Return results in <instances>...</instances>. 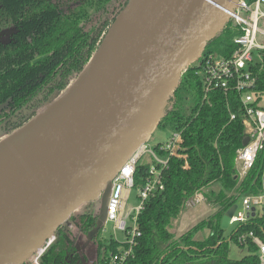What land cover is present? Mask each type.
I'll list each match as a JSON object with an SVG mask.
<instances>
[{
    "label": "trees",
    "instance_id": "obj_1",
    "mask_svg": "<svg viewBox=\"0 0 264 264\" xmlns=\"http://www.w3.org/2000/svg\"><path fill=\"white\" fill-rule=\"evenodd\" d=\"M130 0H0V32L13 29L7 42H0V141L24 126L62 96L88 66L105 34ZM240 28L232 20L208 41L199 61L183 72L158 127L181 131L184 137L181 153L173 156L164 170V188L155 191L145 202L138 217L140 235L127 264H261L258 247L239 236L254 231L264 240V216L239 223L230 234L222 226L224 215L240 195L258 192L261 186L258 159L255 167L240 179L235 164L237 149L243 146L246 128L244 110L237 92L225 94L212 90L205 98L201 64L205 55L214 53L212 42L224 44L222 56L236 50L234 37ZM264 88V50L262 59L252 64ZM236 118L231 119V114ZM186 161L188 167H185ZM149 163H142L135 173V186H141L149 174ZM219 183L218 191L205 195L218 208L208 219H202L182 235L170 230L188 199L197 191ZM99 211H88L71 217L85 236L97 225ZM63 223L55 232L56 240L40 258L41 264H88L74 234ZM209 228L202 240L195 236ZM92 239L96 256L89 264H109L111 257L128 243L112 237ZM234 241L248 248L236 259L229 255ZM23 264H34L32 259Z\"/></svg>",
    "mask_w": 264,
    "mask_h": 264
},
{
    "label": "water",
    "instance_id": "obj_2",
    "mask_svg": "<svg viewBox=\"0 0 264 264\" xmlns=\"http://www.w3.org/2000/svg\"><path fill=\"white\" fill-rule=\"evenodd\" d=\"M235 1L130 0L73 85L1 139L0 264L33 260L75 209L101 198L87 238L97 235L115 175L150 139L183 72L231 20Z\"/></svg>",
    "mask_w": 264,
    "mask_h": 264
},
{
    "label": "built area",
    "instance_id": "obj_3",
    "mask_svg": "<svg viewBox=\"0 0 264 264\" xmlns=\"http://www.w3.org/2000/svg\"><path fill=\"white\" fill-rule=\"evenodd\" d=\"M263 4L264 0H236L234 10L231 12V20L241 31L234 37L236 50L230 56L210 53L205 55L201 62L205 98L210 91L218 89L223 90L225 94L235 91L240 96L244 110L243 123L250 140L246 145L237 149L235 164L239 178L244 179L255 167L258 159L262 163L259 173L261 182L259 191H250L240 195L242 208L236 204V209L230 219V223L236 225L257 216H264V88L259 87V75L252 68V64L262 59V50H264ZM199 58L196 61H199ZM234 118H236V113L231 114V119ZM147 142L140 144L133 151L113 179L105 223L112 221L115 229L126 232L125 242L129 246L115 253L109 264H127L135 238L141 234L138 217L145 207L146 200L155 191L164 188L163 174L168 168L170 158L173 156L187 157L180 151L184 142L181 131H172L171 138L158 144L155 150L150 149ZM146 153L149 155V174L140 186V202L127 213V201L135 187V173ZM188 166L186 161L185 167ZM205 199V194L199 190L188 199L187 204L194 206ZM128 218L132 220L130 225L127 222ZM247 238H250L258 247L260 263L264 264V240L252 230L239 236L241 244H246ZM55 240L56 234H53L38 247L32 260L34 264H41L40 258Z\"/></svg>",
    "mask_w": 264,
    "mask_h": 264
},
{
    "label": "rangeland",
    "instance_id": "obj_4",
    "mask_svg": "<svg viewBox=\"0 0 264 264\" xmlns=\"http://www.w3.org/2000/svg\"><path fill=\"white\" fill-rule=\"evenodd\" d=\"M262 8L264 9V4L262 5ZM13 29L6 30L4 32H0V42H7L11 38V33L13 32ZM224 47V44H218V41L212 42L207 47L208 49H212L215 55H221L222 49ZM256 55V52H255ZM1 130V128H0ZM172 131L169 128L164 127H157L151 134L150 139L148 140V147L150 149H156V146L160 143H164L168 141L171 138ZM149 162V155L146 153L142 159L141 163H148ZM221 188L219 183H214L209 188L203 189V193L205 194L209 189H213L215 191H218ZM140 187L135 186L129 196V199L127 201L126 205V212H130L131 209H133L139 202H140ZM202 202L194 206H189L186 203V206L180 216L172 221L170 224V230L173 231L177 236L182 235L184 232H186L188 229H190L192 226H194L196 223L201 221L202 219H208L209 216L214 214L218 208V206L212 202L209 201L207 198ZM237 204L240 208H242V197H239L237 200ZM101 207V198H97L95 200L85 202L81 204L77 209L73 211L71 216L66 220L65 223L71 222V217L73 215H79L84 212L93 211L97 212L99 211ZM128 224H132L131 218L127 219ZM236 227V224L230 223L227 228H225V233L230 234L232 230ZM72 232L74 234V238L76 240V244L79 245L81 251H83L89 260L95 258L96 256V245L95 243L88 239L87 236L77 231L76 227L72 228ZM209 234V228H206L204 230H201L198 232L195 236L196 239L202 240ZM100 237L106 240H109L110 238L114 237L117 240L121 242H125L127 239L126 232L115 229L114 222H107L104 224L101 232ZM229 255L232 258H242L245 254L248 252V248L246 246H241L237 244L234 241H230L229 243ZM30 260V259H29ZM89 261V263H90ZM88 263V264H89Z\"/></svg>",
    "mask_w": 264,
    "mask_h": 264
},
{
    "label": "flooded vegetation",
    "instance_id": "obj_5",
    "mask_svg": "<svg viewBox=\"0 0 264 264\" xmlns=\"http://www.w3.org/2000/svg\"><path fill=\"white\" fill-rule=\"evenodd\" d=\"M68 227H69V229L72 230V228H73V227H76V226H75V224H73V223H69ZM76 228H77V227H76ZM77 231L80 232L78 229H77ZM91 240H92V239H91Z\"/></svg>",
    "mask_w": 264,
    "mask_h": 264
}]
</instances>
